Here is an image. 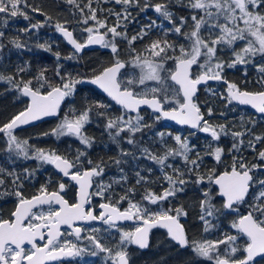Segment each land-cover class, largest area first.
<instances>
[{
    "label": "snow or ice",
    "instance_id": "obj_1",
    "mask_svg": "<svg viewBox=\"0 0 264 264\" xmlns=\"http://www.w3.org/2000/svg\"><path fill=\"white\" fill-rule=\"evenodd\" d=\"M62 2L75 10L74 17L79 13L76 23L83 25L82 31L87 34L83 42L78 41L74 29L69 27L72 21H56V31L74 49L63 59H75L90 45L109 49L112 58L91 78L73 76L57 64L54 74L59 83L55 84L48 79L46 68L25 79L24 74L30 69L27 62L17 65L12 73L0 72V82L8 85L6 92L17 93L16 99H29L22 110L0 122L2 151L13 165L17 160H35L40 167L51 165L59 176L54 188L49 178L29 197L24 195V182L34 179L37 169L25 167L18 172L15 167L0 164V187L5 189L0 197L15 198L8 216L0 215V264H51L84 253H103L106 264H131L129 246L148 249L153 229H164L172 243L190 249L200 262L255 264L257 257L264 259V132L255 131L257 121L252 118L241 117L239 126L214 123L211 119L216 115L214 99L224 102L225 108L234 103L250 106L264 118V0H112L122 6L120 11L109 10V15L115 17L112 24L107 17L98 15L102 9L93 7L94 0ZM173 6L187 9L189 15H177ZM133 8L139 12L151 10L157 19H149L129 35L128 24L136 22L130 11ZM29 11L44 16L45 21L53 19L28 0H0V27L6 29L9 21L18 17L29 21L20 32L27 34L43 27L42 22L31 23ZM154 30L162 34L152 38ZM5 38L6 32L0 30V55L7 47ZM122 42L125 49L120 47ZM138 42L142 45L139 48ZM8 44L17 50L29 47L19 36L9 39ZM37 47L51 51L47 43ZM122 52L127 53V58H122ZM54 55L58 61L61 59L59 52ZM238 67L243 74L241 83L227 78L228 71ZM249 67L256 73L251 81ZM85 82L98 86L119 106V113H111L109 104L89 102L79 110H70L50 132L41 134L57 139L73 137L83 147L69 155L36 147L16 134L22 126L57 115L66 98L75 94L76 86ZM210 82L223 84L224 90L218 91ZM202 85L209 97L203 104L198 96ZM145 108L150 110L148 118L142 112ZM225 115L224 111L219 112L220 117ZM95 117L100 118L103 132L118 149V155L109 159L120 176L108 182L104 180L107 163L103 158H89L88 150L93 148L95 138L86 133V126ZM161 121H172L195 131L188 136L154 131ZM196 132L209 137L203 147L190 140ZM227 137L231 138V145L226 149L221 140ZM124 144L131 148L125 149ZM245 151L253 153V160L243 154ZM205 157L223 170L211 167L205 172ZM129 159L151 162L159 168L160 175L152 179L153 168H140L137 164L135 184L123 187L119 194L113 185H127L123 165ZM155 183L160 184L159 192L151 187ZM70 186L76 189L75 202L65 198ZM136 186L143 188L139 200L135 199ZM188 190L198 193L195 218L202 233L212 236L219 232L215 239L189 236L182 222L189 217L188 206L171 203ZM94 198L101 201L99 214L92 207ZM124 202L126 208L121 207ZM166 202L169 206L163 207ZM153 205L158 206L156 210L150 207ZM92 221L107 225L105 231L116 229L118 239L113 238L111 245L104 243L98 235L99 228L82 235L86 230L77 226L78 222ZM121 221H135L136 226L125 230L118 227ZM225 221L235 234L222 230ZM62 226L71 231L62 232ZM65 236L87 240L91 247H83Z\"/></svg>",
    "mask_w": 264,
    "mask_h": 264
},
{
    "label": "trees",
    "instance_id": "obj_2",
    "mask_svg": "<svg viewBox=\"0 0 264 264\" xmlns=\"http://www.w3.org/2000/svg\"><path fill=\"white\" fill-rule=\"evenodd\" d=\"M29 4L36 5L41 7L45 13L52 16L53 19L51 21H45V17L29 11V15L32 17L31 23L42 22L43 27L39 29H34L30 33H23L20 32V29H23L29 25V21H25L22 17H18L16 19L10 20L8 27L2 28L0 30H4L6 32V38L4 43L7 44V47L2 55H0V72L4 73H12L15 70L17 65H24L26 62L30 66L28 72L24 74V78L28 79L30 76L35 75L36 72L41 68L47 69V77L50 81L54 84L59 83L58 78L55 76V68L57 64L63 66V70L65 72L71 73L73 76L76 77H92L94 72L99 71L102 67L106 66L111 60V53L109 49L105 48H92V49H83L80 54L76 55V58L73 60H65L63 57L67 56L69 53L73 52L74 50L71 49L64 41V39L58 34L55 29V23L57 20H70L72 23L69 25L71 29H74V36L78 41H83L87 34L82 31L83 25H78L76 23V18L79 17V13L76 12V16L74 17L72 13L75 11L71 8V6L63 3L62 0H28ZM151 3L159 2V0H150ZM93 7L98 9H102V11L98 12V15L101 18L107 17L109 24L115 22V17L109 15V10L111 11H120L121 5H117L112 0H99V2L93 3ZM172 10L177 15H185L186 11L179 6H173ZM132 11L133 16L136 17V22L128 24V34H134L141 24H145L148 22L149 19H157V14L153 11L148 10L147 12H139L138 9H130ZM187 14L189 12L187 10ZM167 26V25H165ZM162 34L159 30H154L151 33L152 38H155L157 35ZM19 36L22 40L26 41L28 44L27 49L17 50L12 48L10 44H8V40L12 37ZM174 39V37H170ZM147 42V41H145ZM51 46V51H45L42 48L37 47L38 44H45ZM142 45L138 42L137 47H141ZM121 49L126 48V44L123 42L120 44ZM59 52L61 54V59L58 61L54 53ZM122 58H127V53L122 52ZM256 76L255 70L254 72L251 71L249 68V80H254ZM228 79L231 81H235L241 83L243 81V74L241 68H238L236 71L233 72L232 76H228ZM210 86H216L218 91L224 90V85L219 84L216 82L210 83ZM251 88L252 85L249 84ZM8 88V85L0 82V99L6 97L5 89ZM204 88H201L200 92L198 93L199 101L201 104L206 99H209L207 93L204 91ZM44 91V89H42ZM23 98V97H22ZM24 99V98H23ZM25 100V99H24ZM26 101V100H25ZM96 101H100L106 104L111 105L110 111L113 114H118L120 109L119 106L115 105L113 102L106 99L103 95H101L98 91H96L91 86H80L79 84L76 86V92L72 97L66 98L65 102L61 105L59 110V114L55 118L47 119L41 121V123H37L34 126L27 127L26 129L22 130L20 133L21 138L29 139V143L38 147L39 139H41V148L44 149H55L58 152L65 153L67 152L69 155L73 154L77 147H83L79 144L73 137H60L57 139L54 136L48 135L43 136L41 135L44 132H50L51 129L57 126V122L64 118L66 114L70 112V110L76 109L79 110L81 106L92 102L95 103ZM213 106L216 110V115L211 118L214 123H225L227 122L229 125L236 124L239 126L240 118L244 117L245 120L252 118L257 121L255 131L257 133L264 132V118L255 116L252 112L248 109H242L239 106L232 104L229 105L228 108L224 107V102L214 99ZM25 107H20L15 104V100L13 105H9L7 103L0 102V122L7 121L13 114L22 110ZM234 109V110H232ZM224 111L226 115L224 117L219 116V112ZM146 114V118H148L147 114L150 113L149 111H143ZM165 125L167 126L165 128ZM171 129L172 131L178 130L176 127L169 126L166 122L161 121L159 124L155 125L154 130H165ZM181 130V129H180ZM86 133L95 138V144L92 149H89V154L96 155L94 160L98 158L111 164L114 166L111 170H117L118 168L111 163L110 157H114L118 155V149L115 144H113L106 133L103 132L102 123L100 118L95 117L93 122L86 126ZM190 140L192 143L197 144L200 147H203L205 141L209 139L206 135L196 132L195 136H190ZM147 139V138H146ZM170 143V142H169ZM1 144V143H0ZM221 144L225 146L227 149L231 145V138H222ZM128 148L131 146L126 145ZM0 153H5L0 148ZM249 160H253V153L250 151H245L243 153ZM101 157H100V156ZM225 160L230 162V157L226 156ZM179 163V161H175ZM19 163V161H16ZM137 164H139L140 168L151 167L153 168L152 179H155L157 176L160 175L159 168L152 164L151 162L145 161L141 159L140 161H131L129 159V163L123 165L124 170L128 176V185L135 183V170L137 169ZM217 167L218 170H223L221 166L216 165L215 162L210 157H205V165L204 171L207 172L209 168ZM12 168V167H11ZM16 168V167H15ZM46 169H51L52 167L46 166ZM142 174H147L146 172ZM124 185V186H128ZM156 191L159 192L161 190L160 184L155 183ZM166 186V185H164ZM155 188V187H153ZM198 193H195L191 190H188L186 194H182L179 200L171 201L172 204L177 203H185L188 206L189 210V217L186 220H182L186 224L188 229V234L192 238L200 239L202 236H206L209 239H215L219 232L212 236H208V234L202 233L200 228L199 222L196 220V212L197 209L194 207L195 198ZM165 206H169L166 202ZM222 230L224 231H231L233 234L235 230H232L228 227V221L224 222L222 226ZM153 234L161 237L164 239L166 233L162 230H154ZM244 242V239H242ZM168 243L167 245L164 244L162 247H158L157 253V264H188L192 262L194 264L198 261V258H194L193 255H189V257H182L179 254V248L175 246L173 243ZM172 262H167L168 259H171ZM194 259V260H193ZM200 264V263H199ZM256 264H264V259H258Z\"/></svg>",
    "mask_w": 264,
    "mask_h": 264
},
{
    "label": "flooded vegetation",
    "instance_id": "obj_3",
    "mask_svg": "<svg viewBox=\"0 0 264 264\" xmlns=\"http://www.w3.org/2000/svg\"><path fill=\"white\" fill-rule=\"evenodd\" d=\"M184 9V8H182ZM186 11L185 16H187V9H184ZM238 69V68H237ZM237 69L234 70H229L227 73V78L228 76H232L233 72L236 71ZM255 69H251L252 72H254ZM6 97L2 99H0V102H5L7 104H9L10 106L13 105L14 100H15V104L17 106L20 105V107L22 106H26L28 104V99L25 97H20L19 99H16V96L18 95L15 92H6ZM146 111V110H142ZM148 111V110H147ZM250 111V110H249ZM252 112V111H250ZM253 113V112H252ZM255 116L257 117H261L255 113H253ZM38 123H41L38 122ZM37 123L30 125V126H34ZM170 126V125H169ZM27 127H23V128H19L16 130V134L20 137V133H22L23 129H26ZM177 128V127H176ZM184 130L187 131L189 133H191L190 129L185 127V128H178V130H176V132ZM167 130V129H166ZM169 130H171L169 128ZM172 131V130H171ZM175 132V131H172ZM147 138V137H146ZM39 145L38 147L41 148V139H39ZM1 149H3V147L0 146ZM96 155L89 154V158L93 159L95 158ZM100 156V155H99ZM101 157V156H100ZM96 159V158H95ZM99 160V158L97 159ZM19 161V163H15L14 165L11 164L8 161L7 158V154L6 153H0V164L4 165L5 167L11 168V167H16V170L18 172H21L23 170V168L28 167V168H32V169H37L36 173H35V178L29 181H25L24 182V188H23V192L25 196H31L33 194H35L36 190L40 187L41 184L45 183L46 181H48L49 178H51L52 180V184L51 187L54 188L55 187V183L56 180L59 178L58 173H56V171L54 169H42L40 166H38L37 163H33L32 160H28V161H24V160H17ZM107 167L105 170V176H104V180L106 182L110 181L111 178H116V175H118V171L117 170H111V168H113L112 165L107 163ZM66 183H68L67 180H65ZM135 184V183H134ZM134 184H127L128 186L134 185ZM155 184H152L151 187H155L153 188L154 190H156V186H154ZM127 186V187H128ZM123 187L126 186H122V185H113V189L116 193L122 194V190ZM137 187V195L135 197L136 200L140 199V193L143 192V188L141 186H136ZM5 189L3 187H0V192H3ZM8 190H11V186L8 187ZM75 192L76 189L73 186L69 187V190L67 191V194L65 196L66 199L69 200V202H75ZM101 201L99 200V198H94L93 199V205L92 207L95 209L96 214H99V203ZM15 205V198L14 197H9V196H2L0 197V215H3L5 217L8 216L9 212L14 208ZM122 208H126L127 207V202H124L121 205ZM153 210L155 209V206H150ZM38 209H34V211H37ZM44 210H47V206H44ZM77 226H80L82 228H84L86 231L84 233H82V235H87L90 234V230L92 228H99L101 229V232L98 234L102 241L106 244L111 245V243L113 242V237L107 232L105 231V229H102V227H107V225H103L101 222L99 221H92V222H88V223H84V222H78ZM136 226V222L135 221H126L123 223H118V227L120 228H129V229H133ZM62 232H69L71 231V229L67 228V226H62L61 228ZM154 231V230H153ZM153 231L150 235V247L146 250H140L137 247H134L133 245L129 246V252L131 254V264H157V253H158V247H162L164 244H168L165 241L172 243L168 238L167 235L164 236V239H162L161 237L153 234ZM65 239H70L73 240L74 242L79 243L81 246L89 248L90 249V245L89 242L87 240H82V241H76L74 236H65ZM39 244H42V241H38ZM174 244V243H173ZM175 245V244H174ZM177 246V245H175ZM25 247H30L29 245H25ZM179 248V246H177ZM179 254L182 255V257H189V249H181L179 248ZM105 254L100 253L97 256H92L88 253H84L80 256H76V257H64L61 258L58 261H54L51 262V264H106L105 262ZM260 259V258H259ZM172 262L171 259H168L167 262ZM258 261V260H256ZM108 264H110V262H108ZM256 264V262H255Z\"/></svg>",
    "mask_w": 264,
    "mask_h": 264
},
{
    "label": "water",
    "instance_id": "obj_4",
    "mask_svg": "<svg viewBox=\"0 0 264 264\" xmlns=\"http://www.w3.org/2000/svg\"><path fill=\"white\" fill-rule=\"evenodd\" d=\"M63 39H64V41H65V43L71 48V49H73L72 48V46L67 42V40L60 34V33H58ZM75 37V36H74ZM100 47V45H90V46H88V47H85V48H89V49H91V48H99ZM74 50V49H73ZM84 78H91V77H84ZM211 83V82H210ZM80 86H91V87H93L96 91H98L100 94H102L104 97H106L108 100H110L111 101V99L109 98V97H107V95L105 94V93H103V91L101 90V89H99L98 88V86H96V85H93V84H91V83H87V82H85V83H82V84H79ZM201 87H203V85L201 86ZM25 98H27V97H25ZM28 99V98H27ZM65 102V101H64ZM63 102V103H64ZM111 102H113L114 104H115V102L114 101H111ZM28 103H29V99H28ZM62 103V104H63ZM61 104V105H62ZM240 106H242V107H246V108H249L250 110H252L254 113H256L255 112V110L254 109H252L250 106H247V105H240ZM146 109V108H145ZM149 110V109H148ZM150 111V110H149ZM58 114H59V112H58ZM58 114L57 115H55V116H47V117H43L41 120H38V121H35V122H33V123H31V124H29V125H25V126H22L21 128H23V127H28V126H30V125H33V124H35V123H38V122H40V121H44V120H47V119H51V118H55V117H57L58 116ZM256 114H258V113H256ZM260 115V114H259ZM165 122H167L169 125H171V126H174V127H178V128H183V127H187V126H181V125H178V124H176L175 122H172V121H165ZM189 128V127H188ZM190 129V128H189ZM191 131H195V130H193V129H190ZM53 168V167H52ZM54 169V168H53ZM55 170V169H54ZM123 222H126V221H121V222H118V223H123ZM153 230H156V229H153ZM152 230V231H153ZM158 230H162V231H164L165 233H166V231L164 230V229H158ZM151 235V234H150ZM134 247H136L135 245H133ZM144 250H146V249H144ZM259 259V257H257L256 258V260H258Z\"/></svg>",
    "mask_w": 264,
    "mask_h": 264
},
{
    "label": "rangeland",
    "instance_id": "obj_5",
    "mask_svg": "<svg viewBox=\"0 0 264 264\" xmlns=\"http://www.w3.org/2000/svg\"><path fill=\"white\" fill-rule=\"evenodd\" d=\"M86 39V38H85ZM84 39V40H85ZM83 40V41H84ZM102 48V47H101ZM238 68H240V67H238ZM250 69H253V68H251V67H249ZM127 71H131L130 69H128ZM211 87H213V88H215V89H217V87L216 86H211ZM63 119H61V120H59L58 122H57V124H59L61 121H62ZM166 130V129H165ZM154 131H156V130H154ZM167 131H171V130H169V129H167ZM174 134H181V135H184V136H188L189 135V132H187V131H184V130H180V131H178V132H173ZM203 134V133H202ZM205 135V134H204ZM191 138V137H190ZM78 141V140H77ZM169 142H170V144L171 143H173V141H171L170 139H169ZM0 146L1 147H4V144H3V140L2 139H0ZM127 144H124L123 145V147L125 148V149H129L127 146H126ZM32 162L33 163H37L38 164V162L37 161H35V160H32ZM136 162V161H135ZM111 165V164H110ZM46 166H49V167H51V165H43L41 168L43 169H45L46 168ZM114 167V166H113ZM125 174H126V172H125ZM119 176H120V172H119V170H118V175H116V178H119ZM167 186V185H166ZM165 186V187H166ZM153 206H155V205H153ZM163 207H166L165 206V204L164 205H162ZM157 207L158 206H155V209H157ZM102 229H107V227H102ZM123 229H125V230H131V229H129V228H123ZM113 238H117L118 239V232L116 231V229H111V230H108L107 231ZM235 234V233H234ZM240 243H241V245H243V241H242V239H241V241H240ZM193 255L192 254V252H191V250L189 249V254H188V256L189 255ZM194 260V259H193ZM208 264V262H206V261H204V262H200L199 260L197 261V262H195L194 264ZM186 264H188V261H187V263Z\"/></svg>",
    "mask_w": 264,
    "mask_h": 264
},
{
    "label": "bare ground",
    "instance_id": "obj_6",
    "mask_svg": "<svg viewBox=\"0 0 264 264\" xmlns=\"http://www.w3.org/2000/svg\"><path fill=\"white\" fill-rule=\"evenodd\" d=\"M81 42H83V41H81ZM84 49H89V48H84ZM82 52V51H81ZM80 52V53H81ZM79 53V54H80ZM235 104V103H234ZM235 105H237V106H239L240 108H242V109H248V110H250L249 108H246V107H242V106H240V105H238V104H235ZM250 111H252V110H250ZM253 112V111H252ZM254 113V112H253ZM256 114V113H255ZM257 115H259V114H257ZM260 116V115H259ZM185 128V127H184ZM188 128V127H187ZM191 131V130H190ZM192 132V131H191Z\"/></svg>",
    "mask_w": 264,
    "mask_h": 264
}]
</instances>
